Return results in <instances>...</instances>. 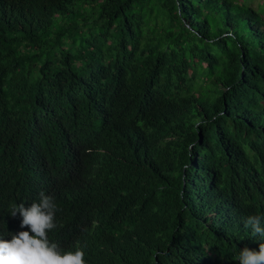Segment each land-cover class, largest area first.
Listing matches in <instances>:
<instances>
[{
    "label": "trees",
    "instance_id": "trees-1",
    "mask_svg": "<svg viewBox=\"0 0 264 264\" xmlns=\"http://www.w3.org/2000/svg\"><path fill=\"white\" fill-rule=\"evenodd\" d=\"M251 1L0 0V236L7 206L44 192L86 264L259 251L244 224L264 216Z\"/></svg>",
    "mask_w": 264,
    "mask_h": 264
},
{
    "label": "clouds",
    "instance_id": "clouds-1",
    "mask_svg": "<svg viewBox=\"0 0 264 264\" xmlns=\"http://www.w3.org/2000/svg\"><path fill=\"white\" fill-rule=\"evenodd\" d=\"M88 163V161H87ZM11 230L0 236V264H86L82 250L67 249L61 238L64 218L54 196H39L8 206ZM253 236L264 241V216L250 215L244 221ZM239 264H264V242L259 251L244 247Z\"/></svg>",
    "mask_w": 264,
    "mask_h": 264
},
{
    "label": "rangeland",
    "instance_id": "rangeland-1",
    "mask_svg": "<svg viewBox=\"0 0 264 264\" xmlns=\"http://www.w3.org/2000/svg\"><path fill=\"white\" fill-rule=\"evenodd\" d=\"M263 3H264V0H252L250 5L254 8H258L259 5Z\"/></svg>",
    "mask_w": 264,
    "mask_h": 264
}]
</instances>
